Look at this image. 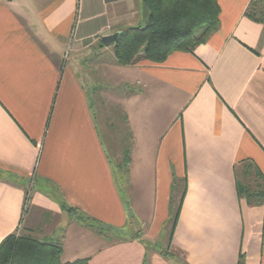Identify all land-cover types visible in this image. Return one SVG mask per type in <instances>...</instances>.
<instances>
[{
	"label": "crops",
	"instance_id": "1",
	"mask_svg": "<svg viewBox=\"0 0 264 264\" xmlns=\"http://www.w3.org/2000/svg\"><path fill=\"white\" fill-rule=\"evenodd\" d=\"M249 2L217 0L193 52L122 66L101 38L145 25L140 0H0V244L20 225L63 264H264V204L239 179L264 187V27ZM101 112L120 150L132 135L126 170ZM67 207L138 235L108 239Z\"/></svg>",
	"mask_w": 264,
	"mask_h": 264
},
{
	"label": "trees",
	"instance_id": "2",
	"mask_svg": "<svg viewBox=\"0 0 264 264\" xmlns=\"http://www.w3.org/2000/svg\"><path fill=\"white\" fill-rule=\"evenodd\" d=\"M140 1L146 13L145 25L121 31L113 45L115 60L122 66L138 60L158 64L174 52L191 53L195 47L204 44L219 26L220 9L217 0ZM245 17L264 27V0H250ZM125 130L127 133L124 137L128 138V143L121 150L122 170L127 168L132 145V135L127 127ZM241 193L248 204H252L251 197H256L254 203L257 200L264 203V191H251L241 185ZM66 212L99 234H106L99 223L79 214L75 209L67 207ZM135 234L134 237L138 235ZM121 236L117 234V238ZM60 255L61 247L58 243L40 242L28 233L10 235L0 244V264H63ZM65 264H88V259Z\"/></svg>",
	"mask_w": 264,
	"mask_h": 264
},
{
	"label": "rangeland",
	"instance_id": "3",
	"mask_svg": "<svg viewBox=\"0 0 264 264\" xmlns=\"http://www.w3.org/2000/svg\"><path fill=\"white\" fill-rule=\"evenodd\" d=\"M104 119H105V113L101 112L100 115H99V120H101L102 122H99V125H100V128H101V131H102V136H103V139L105 141V144L107 146V149L113 154V157L115 158L116 157V154H120L121 153V150H120V141H118V137L115 136V133H116V127L114 128H111L112 130H109L110 128V125H111V120L109 119L108 122H107V126H105V123H104ZM243 168H245V166L243 165ZM239 171H241V169H239ZM256 177H252V176H249V177H240L239 175V179L241 181V183H243L244 185L243 186H247L251 191H264V187L262 186V184L260 182H257L256 180L254 181ZM260 183V184H258ZM178 193V191H177ZM179 194V193H178ZM252 198V204H248L249 206H253V205H258V206H262L264 203H262V200H257L256 203H254V200L256 197H251ZM177 200V199H176ZM173 201L172 202V211H174L178 205V201L176 202ZM27 201H28V196H27ZM26 206V205H25ZM25 211H26V208H25ZM105 231H106V234L105 236L108 238V239H115L117 238V234H121L122 233H117V229L114 230L115 234L111 232V230L109 229H105L103 228ZM130 230V229H129ZM127 233H124V235H129V236H135L136 234L135 233H138L136 231H133V230H130V232ZM121 231H124V230H121ZM168 231L169 229H165V232H164V235L167 237L168 236ZM22 233V227H21V230H20V234ZM166 243H164V241L162 240H159L157 242V244L155 246L152 247V249L154 250H158V251H163L165 250L166 248Z\"/></svg>",
	"mask_w": 264,
	"mask_h": 264
},
{
	"label": "water",
	"instance_id": "4",
	"mask_svg": "<svg viewBox=\"0 0 264 264\" xmlns=\"http://www.w3.org/2000/svg\"><path fill=\"white\" fill-rule=\"evenodd\" d=\"M119 34H120V32H116V33H114L112 35L102 37L101 41H102V43L105 46H109L111 44H115L116 41L118 40Z\"/></svg>",
	"mask_w": 264,
	"mask_h": 264
},
{
	"label": "built area",
	"instance_id": "5",
	"mask_svg": "<svg viewBox=\"0 0 264 264\" xmlns=\"http://www.w3.org/2000/svg\"><path fill=\"white\" fill-rule=\"evenodd\" d=\"M20 230H21V226L19 225V227H18V229H17V232H16V235H19Z\"/></svg>",
	"mask_w": 264,
	"mask_h": 264
}]
</instances>
